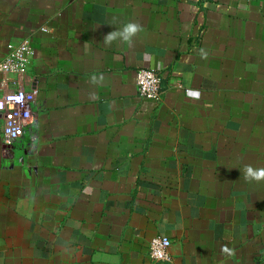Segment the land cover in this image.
Instances as JSON below:
<instances>
[{"label":"crops","instance_id":"crops-1","mask_svg":"<svg viewBox=\"0 0 264 264\" xmlns=\"http://www.w3.org/2000/svg\"><path fill=\"white\" fill-rule=\"evenodd\" d=\"M129 22L131 47L103 44ZM22 40L36 95L10 147L0 120V264H264V181L242 175L264 167V0H0V55Z\"/></svg>","mask_w":264,"mask_h":264},{"label":"built area","instance_id":"built-area-1","mask_svg":"<svg viewBox=\"0 0 264 264\" xmlns=\"http://www.w3.org/2000/svg\"><path fill=\"white\" fill-rule=\"evenodd\" d=\"M34 51L28 40L6 45L5 55H0V87L7 77H13L15 90L0 98V120L3 144L13 145L23 134L24 128L32 119L35 104V91L25 90L24 78ZM135 86L140 98L159 102L163 91L160 78L151 70L139 69L135 73ZM171 241L166 237H155L148 244V257L154 263H170Z\"/></svg>","mask_w":264,"mask_h":264},{"label":"clouds","instance_id":"clouds-1","mask_svg":"<svg viewBox=\"0 0 264 264\" xmlns=\"http://www.w3.org/2000/svg\"><path fill=\"white\" fill-rule=\"evenodd\" d=\"M142 31L143 26L141 24L136 22H129L124 24L121 28H115L114 31L105 35L103 38V44L105 46H111L114 42L118 41L131 47L135 42V38ZM102 79L103 77L97 78L94 76L92 78V82L98 83ZM242 175L246 182H262L264 181V167L254 168L251 165H245L242 171Z\"/></svg>","mask_w":264,"mask_h":264}]
</instances>
